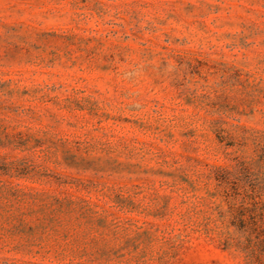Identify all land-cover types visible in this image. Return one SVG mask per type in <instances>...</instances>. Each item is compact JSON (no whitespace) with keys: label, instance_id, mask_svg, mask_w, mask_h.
I'll return each instance as SVG.
<instances>
[{"label":"rangeland","instance_id":"obj_1","mask_svg":"<svg viewBox=\"0 0 264 264\" xmlns=\"http://www.w3.org/2000/svg\"><path fill=\"white\" fill-rule=\"evenodd\" d=\"M0 264H264V0H0Z\"/></svg>","mask_w":264,"mask_h":264}]
</instances>
